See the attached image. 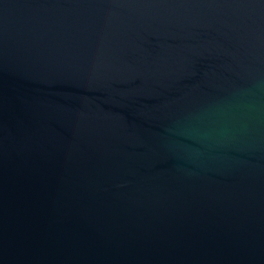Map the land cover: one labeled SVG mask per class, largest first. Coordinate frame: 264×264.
Masks as SVG:
<instances>
[{
  "label": "water",
  "instance_id": "water-1",
  "mask_svg": "<svg viewBox=\"0 0 264 264\" xmlns=\"http://www.w3.org/2000/svg\"><path fill=\"white\" fill-rule=\"evenodd\" d=\"M0 264H264V0H0Z\"/></svg>",
  "mask_w": 264,
  "mask_h": 264
}]
</instances>
